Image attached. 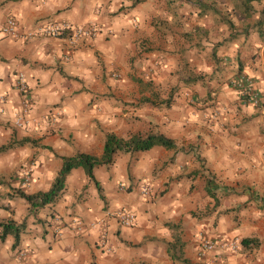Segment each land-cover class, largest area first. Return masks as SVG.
Segmentation results:
<instances>
[{
	"label": "crops",
	"instance_id": "obj_1",
	"mask_svg": "<svg viewBox=\"0 0 264 264\" xmlns=\"http://www.w3.org/2000/svg\"><path fill=\"white\" fill-rule=\"evenodd\" d=\"M8 16L13 34L1 31ZM44 21L100 31L70 48L36 33ZM19 73L37 125L13 124ZM241 73L264 90V0H0V224H23L17 242L0 225V264H264V108L229 85ZM110 132L175 146L119 151L95 181L72 168L41 207L19 194L48 191L64 156L101 157ZM122 208L135 224L118 221Z\"/></svg>",
	"mask_w": 264,
	"mask_h": 264
},
{
	"label": "built area",
	"instance_id": "obj_2",
	"mask_svg": "<svg viewBox=\"0 0 264 264\" xmlns=\"http://www.w3.org/2000/svg\"><path fill=\"white\" fill-rule=\"evenodd\" d=\"M17 28L16 20L12 16H8L1 28L4 34H13ZM100 31V26L96 23L90 22L87 24L74 25L70 22L62 21H44L36 26V33L44 36L62 38L68 47L74 48L81 40L94 38ZM68 57V55H67ZM229 85L235 88L242 101L249 102L255 106L264 108V90L256 89L251 78L246 74L241 73L232 77ZM14 87L20 97L21 109L15 112L13 124L16 127H25L30 124L37 125L41 121L30 116V111L33 108L32 96L30 87L28 86L27 80L23 73H19L14 80ZM3 100L4 96H0ZM59 113L57 111H51L44 118V121L49 126H55L57 124ZM27 176L24 180L26 183L29 171L27 170ZM122 189L125 188L124 184H120ZM151 188L145 184L141 187V193L149 195ZM118 221L125 226H132L136 222L135 214L127 209H119L115 212ZM55 231L60 232L62 222L58 217H54ZM73 229L80 231L83 227L82 222L74 218L72 220ZM93 225V223L91 224ZM98 244L103 247L106 251H110V247L106 245L104 238L98 241ZM203 250H211L216 246V243L210 239H203L201 241ZM223 245V244H222ZM232 252H236L239 248L238 239H229L224 242Z\"/></svg>",
	"mask_w": 264,
	"mask_h": 264
},
{
	"label": "trees",
	"instance_id": "obj_3",
	"mask_svg": "<svg viewBox=\"0 0 264 264\" xmlns=\"http://www.w3.org/2000/svg\"><path fill=\"white\" fill-rule=\"evenodd\" d=\"M243 4H249L252 1L259 0H241ZM155 145H161L165 148H173L175 146L174 142L164 136L163 134H147L146 136H141L140 134L130 135L128 138L118 137L113 132L106 134L103 154L101 157H96L87 153L79 152L73 156L62 157V167L58 172L51 188L48 191L37 192L34 194H25L19 192V194L24 197L31 205L41 207L47 203L54 201L60 194V190L63 187L66 175L70 172L72 168L82 167L85 170L87 176L94 180L93 169L94 167L102 164H109L114 160V156L119 151L133 152L138 150H147ZM8 146H3L0 149H6ZM95 181V180H94ZM3 226V232L1 237L7 232V228L11 226L12 233L15 237V242H17L19 233L23 228V224L15 225L12 222L1 223ZM241 244L245 247L251 246L253 244H258L255 238H242Z\"/></svg>",
	"mask_w": 264,
	"mask_h": 264
},
{
	"label": "rangeland",
	"instance_id": "obj_4",
	"mask_svg": "<svg viewBox=\"0 0 264 264\" xmlns=\"http://www.w3.org/2000/svg\"><path fill=\"white\" fill-rule=\"evenodd\" d=\"M235 238L237 239V236H236V237H234V238H231V239H235ZM238 241H239V240H238ZM237 250H238V249H237Z\"/></svg>",
	"mask_w": 264,
	"mask_h": 264
}]
</instances>
